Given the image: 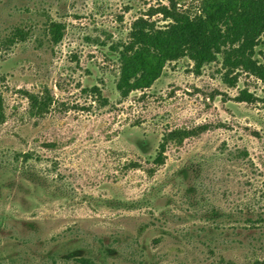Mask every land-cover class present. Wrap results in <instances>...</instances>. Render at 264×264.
I'll list each match as a JSON object with an SVG mask.
<instances>
[{
    "label": "rangeland",
    "instance_id": "1",
    "mask_svg": "<svg viewBox=\"0 0 264 264\" xmlns=\"http://www.w3.org/2000/svg\"><path fill=\"white\" fill-rule=\"evenodd\" d=\"M169 1L198 2L0 0V264H264V81L182 57L149 88L116 90L112 47ZM26 92L48 95L46 112ZM197 127L153 163L167 131Z\"/></svg>",
    "mask_w": 264,
    "mask_h": 264
},
{
    "label": "trees",
    "instance_id": "2",
    "mask_svg": "<svg viewBox=\"0 0 264 264\" xmlns=\"http://www.w3.org/2000/svg\"><path fill=\"white\" fill-rule=\"evenodd\" d=\"M194 12L179 10L169 1L149 8L144 16L131 22L127 40L112 47L117 56L119 73L116 90L121 97L149 88L162 74L167 62L187 57L196 70L221 56L222 66L228 71L242 69L264 81V63L255 58V47L264 37V0H198ZM161 15L165 23L151 20ZM64 25L50 21L46 33L54 43L63 36ZM26 32L16 29L12 37L25 39ZM92 90L100 95L97 87ZM28 111L46 112L51 103L48 95L26 92ZM0 98V123L4 120ZM205 127L167 131L158 143L152 160L164 163L166 145L170 140L183 139L200 133ZM31 156L24 153L27 161ZM193 170V169H190ZM31 174V173H29ZM80 264H95L89 257H79Z\"/></svg>",
    "mask_w": 264,
    "mask_h": 264
}]
</instances>
